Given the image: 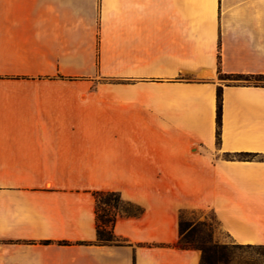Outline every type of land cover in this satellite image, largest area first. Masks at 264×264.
I'll return each mask as SVG.
<instances>
[{
  "label": "crops",
  "instance_id": "crops-1",
  "mask_svg": "<svg viewBox=\"0 0 264 264\" xmlns=\"http://www.w3.org/2000/svg\"><path fill=\"white\" fill-rule=\"evenodd\" d=\"M218 68L264 75V0H0V264H200L183 211L264 248V87ZM107 191L143 212L80 245Z\"/></svg>",
  "mask_w": 264,
  "mask_h": 264
},
{
  "label": "trees",
  "instance_id": "trees-1",
  "mask_svg": "<svg viewBox=\"0 0 264 264\" xmlns=\"http://www.w3.org/2000/svg\"><path fill=\"white\" fill-rule=\"evenodd\" d=\"M218 77L222 78H240L247 83L264 82V75H223L218 68ZM249 86V85H248ZM254 87H264L257 84ZM216 139L219 141L221 125V88L218 87L216 93ZM95 216H96V240L93 243H79L80 245L95 246H118L123 240L117 237L113 228L119 217H137L142 214V209L132 203L124 201L118 192H94ZM186 211L180 213L178 218L179 237L173 248L179 251L198 250L201 253L200 264H234V251L242 249L238 245H219L212 240V227L208 226L207 240L202 239V229L206 223H193L184 221ZM61 245H67L61 243ZM250 248V247H247ZM262 248V247H258Z\"/></svg>",
  "mask_w": 264,
  "mask_h": 264
},
{
  "label": "rangeland",
  "instance_id": "rangeland-1",
  "mask_svg": "<svg viewBox=\"0 0 264 264\" xmlns=\"http://www.w3.org/2000/svg\"><path fill=\"white\" fill-rule=\"evenodd\" d=\"M218 80L220 78L218 77ZM223 84L228 85H234V86H253L255 84L259 86H264V82L255 83L251 81L250 83H247L246 81H243L240 78H222L220 80ZM212 216L210 212H204V211H188L187 214L184 216V221L186 222H193V223H206V227L202 229V239L205 241L207 240V234H208V226L211 223ZM233 261L234 264H264V248H258V247H242L240 250L234 251L233 255Z\"/></svg>",
  "mask_w": 264,
  "mask_h": 264
}]
</instances>
